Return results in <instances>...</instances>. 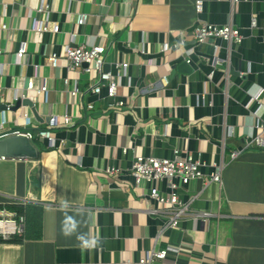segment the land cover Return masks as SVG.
Instances as JSON below:
<instances>
[{"label": "crops", "instance_id": "1", "mask_svg": "<svg viewBox=\"0 0 264 264\" xmlns=\"http://www.w3.org/2000/svg\"><path fill=\"white\" fill-rule=\"evenodd\" d=\"M42 2L58 32L33 28L46 18ZM196 2L0 0V104L16 103L31 79L47 86L29 94L33 108L0 111L6 128L27 126L46 148L32 159L0 157V204L43 205L41 238L0 241V264H141L147 251L170 243L180 251L149 264H264V145L246 146L264 121V106L251 99L261 91L264 102V0H202L200 12ZM203 22L231 24L244 39L198 43L192 33ZM77 45L105 46L104 69L115 76V63H129L127 76L116 78L122 107L113 108L106 86L92 90L97 73L87 63L70 70L66 49ZM185 60L191 71L172 73ZM75 87L81 92L72 95ZM54 115L51 144L37 131ZM175 148L203 162L207 174L224 163L222 185L194 179L179 190L190 207L178 239L162 232L165 216L153 213L160 206L150 184H137L129 171L134 156L173 157ZM236 149L244 150L230 160ZM108 166L120 174H106ZM201 211L209 217H195Z\"/></svg>", "mask_w": 264, "mask_h": 264}, {"label": "built area", "instance_id": "2", "mask_svg": "<svg viewBox=\"0 0 264 264\" xmlns=\"http://www.w3.org/2000/svg\"><path fill=\"white\" fill-rule=\"evenodd\" d=\"M239 1V0H234ZM248 1V0H246ZM196 8L200 12L202 10V0H197ZM50 5L46 2H42L39 10L46 14V18L42 22L36 21L33 28L37 30H42L45 32L53 31L58 32L60 27L58 24H53L49 21L48 12ZM87 19V14L80 13L77 18V23L79 25L85 23ZM256 25V19L252 20V26ZM5 28L6 26L3 25ZM193 38L196 42L202 43L211 39H222L229 42L241 43L244 39L240 28H237L231 24H216L203 22L196 25L193 29ZM170 48L168 43H164L161 46L162 51H167ZM26 47L22 44L18 50L17 55L19 58L23 57L26 53ZM144 51V50H143ZM3 52V48H0V55ZM105 53L106 48L103 45H93L87 47L85 45L69 46L66 49L67 58L69 61L70 70H76L81 67L84 63H87L85 70L87 72H96L97 78L92 84V90L95 93H100L103 86L107 87L108 96L113 98L112 103L113 108L119 109L125 102L122 99H116L119 96V83L118 75L122 74L127 76V68L129 63L127 62H117L115 67L117 69V75L115 76L111 71L105 70ZM48 61L55 66L58 61V55L52 54L48 57ZM68 83L69 79H65ZM47 91L46 83L43 82L41 85H36L31 79L27 85V92L23 93L21 96L16 95L15 101L21 97H29V94H42ZM72 95H77L81 91L78 87H75L70 91ZM261 91L257 95L251 96L252 100H257L260 105L264 106V102L261 101ZM14 102L8 103V108L14 105ZM89 107H93L90 104ZM9 110V109H7ZM26 119V124H29L30 116L28 112L24 114ZM66 122H69V116L64 117ZM5 122L0 118V138L7 135H25L33 141L34 132L31 128H6ZM59 124L58 116L54 115L50 117L48 125L46 128L39 129L37 131L38 136L47 139L51 144L55 142V137L53 136V129ZM255 127L259 129L261 133H257L254 137H249L246 146L250 145H264V136L262 131L264 130V121L258 120L255 123ZM262 130V131H261ZM244 149L233 150L230 154V160H235L238 158ZM204 163L199 159L195 158L190 152L183 151L180 148L174 149L173 157H160V156H144L136 155L133 158L130 174L133 176L137 184L145 181L150 184L149 196L154 199L160 206L159 209H154L153 213L160 212L165 216L164 225L162 232L168 230L179 229L182 219L190 207L189 202H184L181 200L179 195V190L189 184L194 179H203L206 183L214 182L222 185L223 182V166L224 163L215 164V171L207 174L203 171ZM104 172L110 176H115L120 174V168L118 166H108L104 169ZM165 182L168 191H163L160 188L159 183ZM32 201L29 198L24 200ZM7 204V203H2ZM210 213L201 211L195 214V217L202 218L203 220L209 217ZM25 222V217L23 215L18 216L14 210L9 209L7 206L3 205L0 207V238L9 239L12 235L19 233ZM181 246L170 243L166 248L159 250H149L146 252L145 256L140 259L141 264H149L155 259H164L169 252L178 253Z\"/></svg>", "mask_w": 264, "mask_h": 264}, {"label": "water", "instance_id": "3", "mask_svg": "<svg viewBox=\"0 0 264 264\" xmlns=\"http://www.w3.org/2000/svg\"><path fill=\"white\" fill-rule=\"evenodd\" d=\"M190 64L185 60L178 66H173L172 73L177 70L179 72H190ZM113 99V98H111ZM30 106L33 108V100L30 97H24L17 100V102L8 108L7 104H0V111L11 110L16 111L21 106ZM33 111H35L33 109ZM39 156V150L37 146L25 135H7L0 138V157L1 158H37ZM175 237L180 238L182 231L179 229L173 230Z\"/></svg>", "mask_w": 264, "mask_h": 264}, {"label": "trees", "instance_id": "4", "mask_svg": "<svg viewBox=\"0 0 264 264\" xmlns=\"http://www.w3.org/2000/svg\"><path fill=\"white\" fill-rule=\"evenodd\" d=\"M33 142L40 150H45L44 146L33 139ZM7 206L9 209L14 210L18 216L23 215L25 222L22 230L12 235L9 239L0 238V241H8L14 243H22L25 239H38L42 235V213L43 205L32 201H18L7 204H0Z\"/></svg>", "mask_w": 264, "mask_h": 264}]
</instances>
